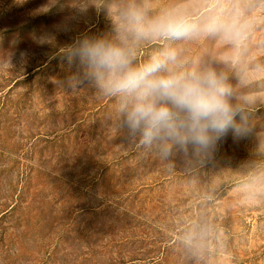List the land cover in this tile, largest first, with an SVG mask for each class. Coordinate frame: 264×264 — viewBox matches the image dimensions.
Here are the masks:
<instances>
[{"label":"rangeland","instance_id":"obj_1","mask_svg":"<svg viewBox=\"0 0 264 264\" xmlns=\"http://www.w3.org/2000/svg\"><path fill=\"white\" fill-rule=\"evenodd\" d=\"M46 2L0 0V55L14 54L0 68V264H264L250 142L229 134L204 164L138 153L108 127V101L66 84L60 49L107 31L105 14L73 19L71 0L38 14ZM44 34L55 43L34 42ZM248 43L264 47V25ZM185 48L223 51L214 38Z\"/></svg>","mask_w":264,"mask_h":264},{"label":"clouds","instance_id":"obj_2","mask_svg":"<svg viewBox=\"0 0 264 264\" xmlns=\"http://www.w3.org/2000/svg\"><path fill=\"white\" fill-rule=\"evenodd\" d=\"M59 4L47 0L45 14ZM73 19L103 12L109 28L60 49L73 93L110 103L106 121L141 155L204 164L231 134L251 147L249 185L264 192V47L249 37L264 25V0H71ZM214 38L223 51L193 60L185 45ZM54 44L53 36L34 38ZM159 45L146 58L142 50ZM12 53L0 68L12 71ZM21 58L25 53H20ZM74 69V70H73Z\"/></svg>","mask_w":264,"mask_h":264}]
</instances>
